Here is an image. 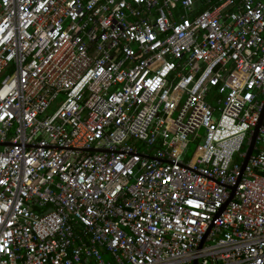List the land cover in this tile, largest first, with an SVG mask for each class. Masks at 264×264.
<instances>
[{"label": "built area", "instance_id": "obj_1", "mask_svg": "<svg viewBox=\"0 0 264 264\" xmlns=\"http://www.w3.org/2000/svg\"><path fill=\"white\" fill-rule=\"evenodd\" d=\"M197 10L0 0V264H264V0Z\"/></svg>", "mask_w": 264, "mask_h": 264}, {"label": "water", "instance_id": "obj_2", "mask_svg": "<svg viewBox=\"0 0 264 264\" xmlns=\"http://www.w3.org/2000/svg\"><path fill=\"white\" fill-rule=\"evenodd\" d=\"M263 122H264V104H263V107H262V110L260 113L259 120H258L257 124L255 125L254 130L252 132L250 141H249L247 147L245 148L246 155L243 159V164L240 167L241 171H243V169L245 168L247 160L253 152V148L256 144V138L258 136V129L263 124ZM6 143L8 144V142H6ZM90 151H95V150L93 148H91ZM97 151H106V150L105 149H98ZM149 157L153 158L152 156H149ZM228 187L231 189V195H230L229 199L227 200V202L230 201L231 197L233 196L236 185L228 186ZM224 206L222 207V209L224 208ZM195 263H196V261H195Z\"/></svg>", "mask_w": 264, "mask_h": 264}, {"label": "crops", "instance_id": "obj_3", "mask_svg": "<svg viewBox=\"0 0 264 264\" xmlns=\"http://www.w3.org/2000/svg\"><path fill=\"white\" fill-rule=\"evenodd\" d=\"M197 1V7L198 10L200 11V9H203L205 7V4H207V0H196Z\"/></svg>", "mask_w": 264, "mask_h": 264}, {"label": "rangeland", "instance_id": "obj_4", "mask_svg": "<svg viewBox=\"0 0 264 264\" xmlns=\"http://www.w3.org/2000/svg\"><path fill=\"white\" fill-rule=\"evenodd\" d=\"M56 108V105L53 104L52 106V110H54ZM202 132V130H201ZM195 149V143H191L190 146H189V150H188V153H187V156H190V154L192 153V151Z\"/></svg>", "mask_w": 264, "mask_h": 264}]
</instances>
